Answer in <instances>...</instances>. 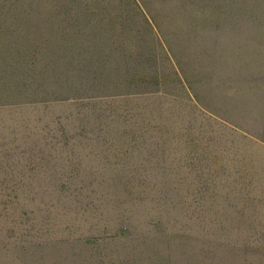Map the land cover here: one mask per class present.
<instances>
[{"label": "rangeland", "instance_id": "374dc122", "mask_svg": "<svg viewBox=\"0 0 264 264\" xmlns=\"http://www.w3.org/2000/svg\"><path fill=\"white\" fill-rule=\"evenodd\" d=\"M0 264H264V0H0Z\"/></svg>", "mask_w": 264, "mask_h": 264}]
</instances>
